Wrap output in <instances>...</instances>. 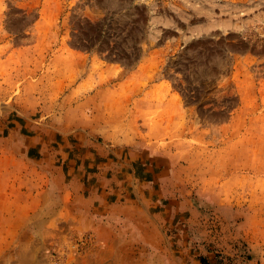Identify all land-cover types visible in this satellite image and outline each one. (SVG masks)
I'll list each match as a JSON object with an SVG mask.
<instances>
[{
    "label": "rangeland",
    "instance_id": "obj_1",
    "mask_svg": "<svg viewBox=\"0 0 264 264\" xmlns=\"http://www.w3.org/2000/svg\"><path fill=\"white\" fill-rule=\"evenodd\" d=\"M0 264H264V0H0Z\"/></svg>",
    "mask_w": 264,
    "mask_h": 264
}]
</instances>
